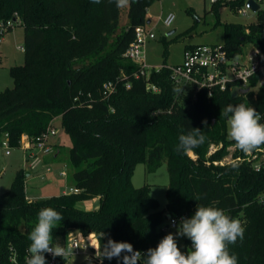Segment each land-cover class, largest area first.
<instances>
[{
    "label": "trees",
    "instance_id": "1",
    "mask_svg": "<svg viewBox=\"0 0 264 264\" xmlns=\"http://www.w3.org/2000/svg\"><path fill=\"white\" fill-rule=\"evenodd\" d=\"M148 2L132 0L121 20V8L112 0H0V21L19 19L22 25L24 53L23 62L9 68L12 86L0 91V137L6 134L9 146L18 147L23 136L34 140L60 117L70 141L72 188L77 189L29 200L23 185L26 174L18 170L10 188L0 194V264H25L28 234L44 208L52 207L64 218L53 230L54 244L66 247L68 232L76 231L94 234L98 248L112 239L146 253L170 233L162 229L168 218H175L178 227L198 204L240 219L244 237L229 246L238 264H264V167L253 169V156L264 152V146L249 153L237 149L227 136V118L220 115L227 105L244 103L254 107L264 123L262 73L253 74L248 91L235 98L228 88L213 89L210 95L202 89L195 97L177 93L164 66L146 79L134 77L138 66L123 53L134 27L145 24ZM243 3L235 0L230 6ZM217 24L228 57L240 54L248 43L264 50V10L256 11V21L248 25ZM107 81L114 82L115 89L103 97ZM192 128L201 129L204 144L192 151L194 156L177 152L179 136ZM211 145L215 150L209 153ZM52 154H60L59 141ZM228 155L232 161L220 164ZM163 160L169 181L165 207L159 209L150 186L133 187L131 176L138 163L152 172ZM92 198L98 199L97 209L77 207ZM181 240L191 248L188 238ZM67 258L55 257L52 264H70ZM77 264L123 261H101L91 252Z\"/></svg>",
    "mask_w": 264,
    "mask_h": 264
},
{
    "label": "rangeland",
    "instance_id": "2",
    "mask_svg": "<svg viewBox=\"0 0 264 264\" xmlns=\"http://www.w3.org/2000/svg\"><path fill=\"white\" fill-rule=\"evenodd\" d=\"M235 0H149L145 8V24L154 37L148 40L144 46V63L148 70L160 69L166 65H177L182 62V52L186 45L194 44H222L224 35L220 22H233L242 25L256 21V12L247 9L243 4L231 8L230 3ZM264 10V2L261 3ZM241 10H246L245 14ZM174 18L169 26H165L163 18L168 14ZM125 19V8H121V20ZM149 20V23L146 21ZM10 28L3 27L0 35V91L12 86L9 68L23 62V28L19 19L10 20ZM6 21H0L5 25ZM260 38L264 40V31ZM254 48L251 44H244L241 54H247ZM52 126L55 134L50 138L52 146L56 141L60 142V154L46 156V162H41L33 170L29 169L27 158L23 148L30 144V140L22 137L18 147H10L5 153L0 147V194L7 191L16 172L20 169L26 174L24 178V192L31 200L58 195L72 188L71 168L67 160V149L70 146L68 135L61 127V118L56 117ZM233 147H229L232 151ZM209 149V153L213 151ZM190 156H194L191 152ZM229 156L225 157V160ZM48 167V170H46ZM65 173L63 175L62 173ZM169 181L166 162L163 160L160 166L152 171L145 170V164L138 163L132 172L131 184L133 187L142 185L150 186V194L159 205V209L165 207V189ZM84 211H92L98 207V199L92 198L77 204ZM177 226L170 233L175 234ZM177 243L182 252H187L181 237H177ZM92 253L96 254L98 244L96 239H91ZM66 248H69L66 244ZM80 251V249H79ZM86 253L79 252L68 256L70 264L79 263Z\"/></svg>",
    "mask_w": 264,
    "mask_h": 264
},
{
    "label": "clouds",
    "instance_id": "3",
    "mask_svg": "<svg viewBox=\"0 0 264 264\" xmlns=\"http://www.w3.org/2000/svg\"><path fill=\"white\" fill-rule=\"evenodd\" d=\"M100 2L93 0L96 4ZM112 2L118 8H126L132 0ZM220 115L227 118V136L237 149L249 153L264 146V123H261L262 117L254 107L244 103L229 104ZM202 123L207 126V120ZM205 140L201 129L192 128L191 132L179 136L176 151L190 154ZM63 220L62 214L52 207L38 212L37 222L28 234L30 244L26 250V264H47L46 253L63 259L72 254L71 248L53 243V230L60 227ZM244 232L240 219L229 216L221 208L198 204L190 218H181L175 234H167L146 253L134 250L128 242L109 239L107 244L96 249V257L101 261L122 258L123 264H238V257L229 246L238 239L242 240ZM177 237H186L191 241V248L186 253L180 250Z\"/></svg>",
    "mask_w": 264,
    "mask_h": 264
},
{
    "label": "built area",
    "instance_id": "4",
    "mask_svg": "<svg viewBox=\"0 0 264 264\" xmlns=\"http://www.w3.org/2000/svg\"><path fill=\"white\" fill-rule=\"evenodd\" d=\"M245 1L246 0H244V5ZM253 1L258 4V10H260V5L264 0ZM246 8L249 9L248 7ZM241 13L245 14L246 10H241ZM173 18V14L168 13L163 18L164 25L169 26ZM11 23L10 20H7L5 25H0V35L3 33L2 28L10 27ZM153 37V33L147 28L146 24H139L134 27L133 39L123 53L126 58L138 66V70L134 73V77L148 78L150 71L148 70V65L144 63V46L145 43ZM20 48L23 49V47ZM164 67L170 71V80L176 87L177 93L188 92L192 97H195L196 93L202 89L205 90L208 95L211 94L213 89L225 90L228 88L230 90L233 86H237L238 88L247 87L249 89L247 86L248 80L256 72L262 73L260 82L264 81V50L254 47L247 54L243 55L240 53L234 57H228L221 44L187 45L183 49L182 62L180 64L166 65ZM158 70L159 69H156L155 71ZM129 86L128 82L125 83L126 88ZM147 87L156 91V88L148 83ZM114 89V82H104L102 84L103 97L110 95ZM52 124L34 140H30V144H27L26 147L23 148L27 158L31 159L28 163L30 170H33L38 164L44 162L43 158L53 152L50 138L54 136L55 129ZM0 147L4 149L5 153L9 152L10 146L6 134L0 137ZM210 148L215 150L213 145H211L209 149ZM254 157L256 159L253 162V169L259 170L264 167V152L258 156L255 154L253 158ZM231 161L229 156L226 160L224 157L219 163L222 164ZM46 170H48V167H46ZM62 174L64 175V173ZM71 191L76 192L77 189L69 188L66 192ZM175 227V218H168L166 223L162 225V229L167 232ZM94 238L95 236L92 233L84 236L79 232L70 231L67 234L66 244H68L69 248H71L75 254L82 252L87 255L91 253L93 247L90 244V240ZM47 256L49 257L48 264H52L54 260L53 256L51 254H47Z\"/></svg>",
    "mask_w": 264,
    "mask_h": 264
},
{
    "label": "water",
    "instance_id": "5",
    "mask_svg": "<svg viewBox=\"0 0 264 264\" xmlns=\"http://www.w3.org/2000/svg\"><path fill=\"white\" fill-rule=\"evenodd\" d=\"M245 6L248 7L251 11L256 12L258 10V4L255 3L253 0H246ZM15 21V19H13ZM146 23H149V20L146 21ZM248 91V88H238L237 86H233L230 89V96L232 98L237 97L239 94H244Z\"/></svg>",
    "mask_w": 264,
    "mask_h": 264
},
{
    "label": "crops",
    "instance_id": "6",
    "mask_svg": "<svg viewBox=\"0 0 264 264\" xmlns=\"http://www.w3.org/2000/svg\"><path fill=\"white\" fill-rule=\"evenodd\" d=\"M46 158H47V157H44L43 160L45 161ZM45 162H46V161H45ZM27 198H28V197H27ZM28 199L31 200L30 198H28Z\"/></svg>",
    "mask_w": 264,
    "mask_h": 264
}]
</instances>
